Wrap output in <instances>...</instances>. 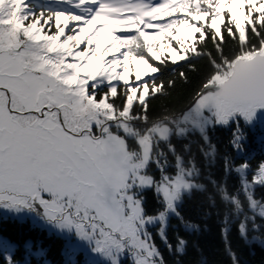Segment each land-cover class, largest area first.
I'll list each match as a JSON object with an SVG mask.
<instances>
[{"label":"snow or ice","instance_id":"snow-or-ice-1","mask_svg":"<svg viewBox=\"0 0 264 264\" xmlns=\"http://www.w3.org/2000/svg\"><path fill=\"white\" fill-rule=\"evenodd\" d=\"M201 57L211 71L191 107L151 118L149 100L175 85L155 74ZM179 76L187 80L186 72ZM258 124L264 0H0V215L62 239L64 264H166L150 227L173 250L170 218L184 222L185 196L204 189L194 157L183 154L189 145L178 151L173 138L198 133L211 165L210 128L234 125L230 143L244 153L246 129ZM224 170L240 184L230 192L212 181L225 208L226 243L233 222L248 240L264 227L257 222L264 199L255 195L264 187V160L253 170L247 159L234 165L224 157ZM147 190L160 205L152 214ZM251 239L264 244V236ZM186 244L177 236L174 251ZM15 252L0 239L6 264H21ZM229 254L239 264L230 247ZM33 257L50 264L46 249L26 243L23 264Z\"/></svg>","mask_w":264,"mask_h":264},{"label":"trees","instance_id":"trees-1","mask_svg":"<svg viewBox=\"0 0 264 264\" xmlns=\"http://www.w3.org/2000/svg\"><path fill=\"white\" fill-rule=\"evenodd\" d=\"M208 50H213L211 43L207 46ZM236 45L234 42H229L225 46L227 53L235 51ZM191 65L195 66L193 70ZM184 71L187 74V80L179 76V72ZM211 71L207 57L190 58V61H180L178 65H169L164 68L161 73H157L158 78L165 82L169 79L175 80L174 87L167 89L168 94L165 96H157L149 100V116L156 118L162 115L180 114L188 104L193 101L195 93L199 91L204 83L208 73ZM134 74L131 76L133 80ZM131 82V81H130ZM232 127L222 126V133L216 128H210L208 136L210 143L216 148L215 163L209 165L203 151L208 149V145L203 138L198 134H193L190 139H176L173 138V143L176 145L178 151L183 152V146L188 144L190 152H183L185 158L189 156L194 157L197 167L201 169V176L199 183L204 185L203 190H194L190 196H185L181 206L180 213L184 218V222L175 216L169 220L167 227L168 243L173 246V250H169L166 243L155 233V241L160 244V251L164 257L166 264H233L232 257L229 254V247L231 252H234L239 264H264V244L253 242L251 237L264 236V227L258 232H250L248 240L241 237L238 230V222H233L229 226L227 233V243L224 228V214L225 208L221 203L219 197L216 195L215 187L212 181L218 183H225L230 192H234L239 188V176L235 172L225 175L224 157H229L234 165L242 163L245 159L249 161L254 170L261 160H264V145H260L256 138L260 134H264V128L257 125L255 128L246 129L248 139L246 142V150L244 153H237L230 141L232 139ZM166 150V149H165ZM173 157L169 154V160L173 161ZM171 171V169H169ZM152 174L159 177V172L152 166ZM251 172L249 173V179ZM146 207L149 213L152 214L160 207L154 192L147 190L145 193ZM257 199H264V187L257 186L255 190ZM215 204H213V199ZM243 199V196H241ZM257 222L264 224L257 217ZM185 223L198 225V230H189L185 228ZM29 224V223H28ZM28 224H24V228L19 231L16 221L7 220L8 232L13 239L19 241H27L31 239L34 246L38 247V236H27L33 234L36 229H29ZM40 247L47 250V259L50 264H64V256L62 255V247L64 241L52 234L50 237L45 235V231H41ZM24 237H19V236ZM177 236L184 238L187 241L185 251L182 254L174 251L177 244ZM22 244L18 246L16 256L21 255ZM81 259H83L81 257ZM33 263L39 264L38 259L32 258Z\"/></svg>","mask_w":264,"mask_h":264},{"label":"rangeland","instance_id":"rangeland-1","mask_svg":"<svg viewBox=\"0 0 264 264\" xmlns=\"http://www.w3.org/2000/svg\"><path fill=\"white\" fill-rule=\"evenodd\" d=\"M134 69H133V73L132 74H134ZM132 76V75H131ZM191 107V106H190ZM188 110V109H187ZM186 110V111H187ZM262 127H264V126H262ZM216 128L218 129V131H220L219 133H220V136H218L217 138H219V137H221V133H222V131H221V129H222V126H216ZM192 136H189L188 138H186V139H189V138H191ZM154 229H157L156 227H150V231L152 232V234H153V238H154V236H155V234L153 233V231H154ZM154 241H155V238H154ZM155 243H156V245H157V247H159V245L160 244H158L156 241H155ZM123 264H131V261H130V259H124V261H123Z\"/></svg>","mask_w":264,"mask_h":264},{"label":"water","instance_id":"water-1","mask_svg":"<svg viewBox=\"0 0 264 264\" xmlns=\"http://www.w3.org/2000/svg\"><path fill=\"white\" fill-rule=\"evenodd\" d=\"M192 102H193V101H191V102L188 104V106L184 109V111H186V110L191 106Z\"/></svg>","mask_w":264,"mask_h":264}]
</instances>
